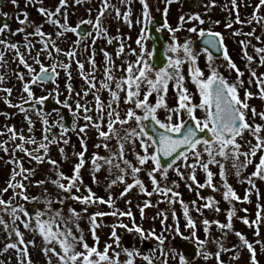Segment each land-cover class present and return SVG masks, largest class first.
I'll return each mask as SVG.
<instances>
[{
    "label": "snow or ice",
    "instance_id": "1",
    "mask_svg": "<svg viewBox=\"0 0 264 264\" xmlns=\"http://www.w3.org/2000/svg\"><path fill=\"white\" fill-rule=\"evenodd\" d=\"M85 0H75L76 4L84 3ZM142 6L141 17L136 20V24L141 26L140 34L135 43L139 49L131 50V55L136 56L135 62L124 61L126 68L121 69L123 76L117 78L113 74V64L111 56L108 52L101 49L105 57V67L103 71V80L96 79L97 65L95 62L94 46L99 39L107 40L108 44H112L113 41L119 42V48L116 55L120 57L125 54V44L122 37L115 36L110 37L108 35V29L104 26L103 20L106 13L111 8L115 12L114 19L122 21L129 28L132 27V20L130 19L132 13L130 5L132 0H120V3L128 10L121 13L120 9L115 7L111 3V0H100V8L95 20L84 19L77 23L75 27L69 26L68 14L62 12V9L68 7V0H59L58 6L54 10L44 8L43 0H25V7H36L39 15L44 18V23L57 29L55 32V39L46 34L42 28L43 24H35L29 20L27 12L18 13L16 16V22L20 25L15 31L11 30V27L7 23H0V37L10 35L24 34L23 44L10 43L7 39H0V66H3L5 61V51H11L15 53L13 62L18 61V65L22 66L29 77L26 81L24 73L16 72V78L22 84L21 100L22 103L13 104L8 99L12 94L11 88H0V92L6 94L3 97V102L10 108H18L25 114V120L28 124V132L32 133L33 122L28 115L29 111H32L42 123V139L37 140L34 136L29 135L26 137L21 133H17L14 127H7L6 132H0V136L8 135L9 140L0 142V151H3L6 155L9 154V148L7 144L11 142L14 145L11 153L12 159L7 163L12 164L13 168L7 182L6 187L0 189V227L7 234V241L4 247L0 249V255L14 250L17 254L16 259L18 264H32L29 257V246H35L34 241H25L24 233L20 230V225L23 226L25 231L32 232L42 238L44 247L42 252L46 258H48V264H52L51 257H55L58 264H121L119 260L120 253L112 252L113 244H105L103 251L99 250V237L96 234V229L101 226L98 223V218L105 216L116 217L117 220L127 217L133 220L131 228L124 224L122 221L111 225L112 231L110 239L114 241L116 247H120V238L117 235V229H125L128 232L137 233L141 240H147L149 238L158 241L159 246L165 244V236L161 234L157 236L154 232H148L145 234L144 230L137 226L134 222L131 209L128 211H121L115 207V201L111 194H109L107 200L97 197L90 188L85 187L87 195H74L73 191L79 193L81 186H83V180L81 178V169L85 166V152L87 146L83 137L80 138V145L82 151L74 153L78 159V163L73 166L72 175L66 176L59 169V164L48 157V151L50 145H59L63 143L67 145L69 139L67 133L69 131L77 132V134H86L88 127H92L98 133V139L107 142L112 139L117 141L116 150L109 148L107 143H98L96 148H104L110 152L109 156L102 157L98 154H93L91 159L92 173H98L101 168L107 166L109 174H113L115 170L118 175L115 179L111 180L108 185V189L116 184H124V190L120 194V199H123L132 189L137 188L140 194L151 197L157 195L164 197L165 199L157 201L159 203H168L174 205L179 203L183 209V217L186 221V229L191 230L190 237H183L179 226L176 225L172 229L165 228V231H172L175 233V237H181L182 239L194 241L197 245L199 254L208 260L212 258L213 254L206 250V246L211 242L217 245V251L214 257L217 264H223L220 259L221 253L227 251H235V249H228L224 247L222 239H215L210 241L209 229L212 224H215L218 229L221 230L222 235H227L232 231L233 217L236 215L234 207L230 208L227 212V223H220L219 221H209L204 219L202 224L204 225L203 231L205 239L200 240L197 237V223L189 214V206L185 204L182 199H179L180 193L175 191L174 188L178 187L175 182H172L171 186L167 184L162 185L157 180V173L160 174V179L166 181L168 173L170 171L185 181L189 191L193 190V185L196 189L210 188L213 192L220 191V188L213 184L214 173L210 171V166H216L219 168V178L221 181V187L223 191L221 195L223 200L229 204L233 201L240 203H250L249 196L252 191L255 190L257 197L259 198V191L256 188V180L264 181V136H261V132H264V125L250 123L248 120V114L251 113L253 121L259 117L261 121H264V111L258 112L254 107H251L248 103L249 100L256 98L253 93L245 90L243 98H241L239 89L244 86V81L241 77L244 76V72L240 71L236 64L229 56L228 50L224 44V37L221 33L209 30H204L197 27L188 28L189 33H195L202 41L204 47L201 53H195L193 51V42L186 40L183 44L178 43L175 33L182 30L183 25L198 22L199 25L205 24L199 14L179 17V25L173 29L167 23L166 17L169 12V6L174 3H180L181 0H161L165 4L163 9V16L165 21L162 25L163 29H167L171 34L172 43L167 47V52L171 53V56L167 57V64L164 68L155 70V67L150 63L152 56L151 52L145 51L144 41L150 39L148 28L154 24L153 17L151 15L149 4L147 0H138ZM14 7H19L17 0H11ZM214 3L206 5V7H214ZM264 7V0H259V4L256 5L252 18L248 21L249 24L257 23L264 28V17L258 15L260 9ZM228 9V5H225ZM230 11L235 12V20L228 19L225 27L232 28L234 24L243 25L244 22L240 19L238 12L237 0H231ZM89 10V15H90ZM23 19H20V16ZM6 17L7 14H4ZM63 20V22H61ZM219 23V21L215 22ZM91 27V31H88L84 26ZM32 27V32H27V28ZM161 27H157L156 31H161ZM119 31V29L117 30ZM67 33H72L77 36V40L72 43L68 51H63L58 45L57 40L65 37ZM245 35L247 37H253L255 35V29L252 32L242 33L241 31L232 32L233 36ZM33 37H38L36 43L41 47L37 51L36 55H32V51L35 48V44L32 42ZM91 38V45L85 47V51H91L87 63L91 66V71H85V64L77 59L76 48L80 43L85 42ZM257 41H260V37H255ZM243 58L247 61L249 67L250 79L249 85L255 84L258 89V98L264 101V74L257 75L256 71L251 69V64L254 63L253 56L248 54L247 48L250 45L249 41H240ZM21 46L24 48V52L21 51ZM253 51L260 58V66L264 67V47H254ZM27 53V56L25 55ZM213 53H218L219 58L224 62L226 70L229 72L234 71L236 73L235 82H229L221 72L219 67L215 65L216 57ZM200 54L205 55L208 68V74L205 76V72L198 66V56ZM41 55H44L45 59L52 61L49 65H45L41 60ZM63 55L68 61L56 60L55 56ZM149 59H146L145 57ZM32 60V64L28 61ZM75 64L81 79L84 81L86 89L81 92H75L74 86L71 83L72 73L71 68ZM38 66L39 71L36 67ZM187 65V78L195 86L196 93H190L185 86L186 77L183 69ZM60 71L65 73L67 82L65 89L67 97L62 102L58 99L60 95H63L59 91V85L57 80L60 76ZM5 82L4 76H0V84ZM52 83L56 85L51 92L46 96L36 97L32 91V86H40L43 90V85ZM169 84H172L177 97L176 107L170 108L165 102L164 97L168 93ZM142 88L144 89L142 93ZM101 91H107L111 99L105 103L101 100L99 93ZM120 93H124V104L132 105L128 109H125L124 116L121 118L120 112L117 111L119 102L121 99ZM92 95L95 101V107H87V102L81 104L80 100ZM155 94V103L150 102V97ZM194 95L199 96V103L194 102ZM76 97L75 111L72 110L69 100ZM142 96V98H141ZM55 100L57 105H60L64 109H68L70 115L73 117L72 124L67 127L63 124V117L56 124H49L47 119L48 113L43 112V106L49 99ZM25 105H30V108H25ZM114 105L116 107H114ZM39 106V108H37ZM137 110L143 113L138 115ZM163 110L166 115L164 120L158 118V112ZM95 111L97 113V119L94 121L92 116L88 115L89 112ZM200 111L203 113V118H199L196 113ZM83 113V115H79ZM3 114V113H0ZM59 114V113H57ZM105 114L107 116V122L105 121ZM186 116L187 119L183 117ZM83 119L86 123L83 127L77 128L78 120ZM175 119V122H173ZM150 122L149 125H145V122ZM134 122V127L124 128L125 125H129ZM117 125L120 127L118 128ZM57 127L60 129L58 135H53L51 129ZM102 127H106L107 131L102 130ZM146 127L151 129V132L155 134L149 135L145 130ZM123 129V132H121ZM245 133L255 140L245 139ZM203 134V135H201ZM19 140L20 144H15V141ZM137 142L139 143L140 151H136ZM25 145L34 146L32 150H29ZM131 145L134 153L136 164L134 166L131 161L125 158L126 151L125 146ZM247 145V151L242 150ZM60 155L65 158L64 148H59ZM17 153L23 154L29 158L30 161H35L37 164L47 163L51 166V170L55 173L56 179L38 181L34 186L41 187L45 183H51L61 192L68 194L64 197L53 201L47 198V190H45V200L43 203L46 205L44 210L37 209L34 214H30L24 204L25 203H38L40 202L37 197H29L26 194L27 184L25 181L35 174V169H25L21 160L16 157ZM42 153V154H41ZM142 153V154H141ZM259 155V163L255 165V171L250 176L242 180V183L249 185V189L246 190L243 200L237 195L235 190L227 181L228 168L226 165H230V168L234 170V175L239 179L242 175V171L247 169L249 165L253 164V158ZM206 157V159H205ZM189 159L194 160V163L189 164ZM151 162V169H145L144 166ZM184 169V171H181ZM200 169L205 174V183L201 184L196 179V170ZM190 170V171H189ZM141 171H146L148 178L152 184V191H147L144 183L138 178V174ZM131 176L132 183H127L125 177ZM19 177V179H17ZM191 181V183H188ZM66 182V183H65ZM93 182L96 183L95 175H93ZM9 190L13 195L10 200L6 201L2 197ZM198 199L204 201L202 207L212 209L219 213L220 208L216 205V201L213 197H201L199 191H197ZM66 199H71L82 205H85L83 209L84 213H87L88 207L106 205L111 209L109 212L96 211L88 216L89 231L91 233L94 245L90 246L86 240L83 230L79 226V220L81 219V213L76 212L74 209H69V216L65 218L59 210H53L51 205L53 203L63 204ZM15 201V203H13ZM127 204H131V201H126ZM150 200H145L143 206L137 205L141 213V219L144 218L145 208L155 207ZM193 208L200 212V208L196 207V201L192 202ZM256 220L249 221L246 217L241 218L242 223L248 227H256V236H259V224L264 221V208L260 204L256 205ZM247 213V209H243ZM161 217V224L168 219V216L164 212H159ZM4 216L8 217V220L4 219ZM172 219L176 220V212L172 210ZM75 229V231L73 230ZM79 233V235H76ZM235 236L240 242V247L246 248L250 254V264H258L256 259V251L253 243L249 242L246 237L240 232H235ZM14 237V239H13ZM174 237V238H175ZM256 243H261L257 240ZM51 245V247H49ZM81 249L77 250V247ZM264 247V244H262ZM57 248L59 250H57ZM125 255L128 257L123 264H134V257L137 255L132 250H124ZM164 256L163 264H167V253L162 251ZM175 257V252H173ZM143 259L147 264H153V258L144 256ZM233 260H238L239 256L234 255ZM180 264H187L185 256L182 254L179 256Z\"/></svg>",
    "mask_w": 264,
    "mask_h": 264
},
{
    "label": "rangeland",
    "instance_id": "2",
    "mask_svg": "<svg viewBox=\"0 0 264 264\" xmlns=\"http://www.w3.org/2000/svg\"><path fill=\"white\" fill-rule=\"evenodd\" d=\"M186 0H181L180 3H174L171 6H169V12L166 17L167 23L170 25L171 28L175 29L179 25V17L185 16L186 18L189 15L192 14H199L200 17L205 20V24L199 25L198 22L193 21L192 23H187L183 25V28L181 31L176 32L175 36L178 41V43L183 44L186 40L194 41L198 38V36L195 33H189L187 31L188 28L191 27H197L198 30L200 28H203L204 30H211L214 32L221 33L224 37V41L226 43V47L229 53V56L231 57L232 61L236 64V66L239 68L240 71L244 72V76L241 77V79L244 81V86L239 89V93L241 98L244 96L245 90L250 91L254 94L256 98H253L248 101L251 107H254L258 112L264 111V101H261L258 96V89L255 86V84L249 85L248 81L250 79L249 74V67L247 66V61L243 58V53L241 49L240 41H249L250 45L247 48L248 54L253 56L254 63L251 64V69L255 70L257 75L264 74V67L260 66V58L255 54L253 51L254 47H264V28H262L257 23H251L249 24L248 21L252 18L253 11L257 4H259V0H237L238 4V12L240 19L244 22L243 25H236L234 24L232 28H226L225 25L228 21V19L235 20L236 14L233 11H230L231 7V0H201L199 3V6L195 10H189L185 6ZM17 3L19 7H14L11 3V0H4V3L0 5V16H4V14H7V17H9V25L11 27L12 31H15L17 28L20 27L18 23L16 22V16L18 13L21 12H27L29 16V20L31 22H34L35 24H43L42 30L48 34L51 35L55 39V32L57 31L56 28L50 26L47 23H44V18H42L39 13L36 10V7L28 6L25 7V0H17ZM112 3V2H111ZM147 3L149 4L151 15L154 17L158 13L163 14V9L165 7V4L161 2V0H147ZM210 3H214V7H206V5H209ZM59 4V0H43V5H37V7H44L50 10H54ZM115 5V7L119 8L121 13L127 11L128 9L125 8V6H119L117 4L112 3ZM225 5H228V9L225 8ZM100 8V0H85L84 3L76 4L75 0H68V7L65 9H62V12H66L68 14V24L69 26L75 27L77 23L84 19H92L95 20L98 11ZM131 8V17L132 20V27L129 28L126 24H124L122 21L114 19L115 12L113 9H109L108 13L105 15V19L103 20L104 26L108 29V35L110 37L120 36L123 39V42L125 44V54L121 55L120 57H117L116 52L119 48V42L113 41L112 44H108L107 40L105 39H99L97 40L95 46H94V52H95V62L97 65V72H96V79L103 80V71L105 67V57L103 55L104 51L108 52L109 55L112 58L113 64V74L117 78H121L123 76V72L121 69L126 68V64H124V61L128 62H135L136 56L131 55V50L136 49L137 52H139V49L135 43L136 39L138 38V35L141 31V26L136 24V20L141 17L142 13V6L139 4L138 0H132V3L130 5ZM90 10V15H89ZM259 16L264 17V7H262L258 13ZM165 18V17H164ZM20 19H23V16H20ZM219 21V23H215ZM63 22V20H61ZM163 25V24H162ZM162 25H159L161 27V34L163 35L167 47L172 43L171 40V34L168 32L167 29H163ZM88 31H91V27L88 25L84 26ZM119 29V31H117ZM253 29H255V35L253 37H247L245 35L240 36H233L232 32L234 31H241L242 33H248L252 32ZM27 32H32L33 28L28 27ZM24 34L20 35H10L7 34L6 36L0 37V39H7L10 43H17L22 45ZM237 38L236 43H233L232 39ZM255 37H260V41H257ZM235 38V39H236ZM38 37H33L32 42L35 44V48L32 51V55L35 56L37 51L40 49L41 45L36 43V40H38ZM77 40V36L72 33H67L65 37L57 40V45L63 50L68 51L70 46L74 41ZM92 41L91 38L86 40L85 42H82L79 44V46L76 48V51L78 53L77 59L85 64V71H91V66L87 63V60L89 56L91 55V51H85V47L87 45H91ZM145 45V51L151 52V42L149 39L144 41ZM21 51L24 52V48L21 46ZM193 51L195 53H201L200 49L193 48ZM167 57L171 56V53L166 52ZM27 56V53H25ZM15 56L14 52L11 51H5V63L3 66H0V76H4L5 82L3 84H0V88H11L12 94L8 99L13 104H19L22 103L21 100V90H22V84L21 82L16 78L15 73L21 72L24 73L26 81L29 79L26 70L18 65L17 62H13V58ZM56 60L58 61H64L67 63L68 61L65 59L63 55H57L55 56ZM146 59H149L147 56ZM42 62L47 66L52 61H49L45 59L44 55H41ZM30 64H32V60L29 59L28 61ZM215 65L219 67V71L221 74L229 80V82H235L236 80V73L234 71L229 72L226 70L225 62L220 60H215ZM36 67L37 71H39L38 66L33 65ZM198 66L205 72V76L208 74V68L206 63V57L203 54H200L198 56ZM72 73V81H75L74 90L75 92H81L82 88L86 89V86L84 84V81L80 77V73L78 72L75 64H73L72 68L70 69ZM159 70V69H155ZM184 75L186 77L185 80V86L188 88L190 93L195 94L196 89L195 86L190 82V79L187 78V65L184 66L183 69ZM71 81V83H72ZM67 82V77L65 76V73L63 71H60V76L57 80V84L59 85V91L63 93V95H60L58 99L60 101H64L67 97V92L65 89V84ZM56 85H43V90L40 86L33 85L32 91L36 97L46 96L49 92L52 91L53 88H55ZM144 89L142 88V93ZM2 94V95H1ZM4 95V96H3ZM101 100L107 103L111 97L107 91H101L99 93ZM6 94L3 92H0V109L3 108L2 112L3 114H0V132H6V126L7 127H14L17 133H21L28 137L29 135L34 136L38 141L42 139V123L40 119L32 112L29 111L28 115L30 116L32 122H33V130L32 133L29 134L28 132V124L25 120V114L22 113L18 108H10L3 102V97H5ZM121 99L119 102V106L117 107V111L120 112L121 118L124 116L125 109H128L130 107H133L129 104H124V93H120ZM154 101L152 103H155L156 96L154 94ZM142 98V96H141ZM165 102L167 105L172 108L176 107L177 104V97L176 92L172 86V84H169V89L167 95L164 97ZM71 105V108L73 111H75V102L76 97L74 96L73 99L68 101ZM87 102V107L94 108L95 107V101L93 96L90 94L88 97L80 100L81 104H85ZM151 102V97H150ZM194 102L199 103V96L194 95ZM114 107H116L114 105ZM26 108H30V105H27ZM39 108V106H37ZM68 114L70 115L68 109H66ZM44 113H48L47 119L49 121V124H56L61 120V113L60 112H53V111H44ZM59 113V114H57ZM138 115H143L142 112L137 110ZM79 115H83V113H79ZM88 115L92 116L93 120L95 121L97 119V113L95 111H91L88 113ZM166 113L163 110H160L158 112V118L160 120H164ZM196 115L199 118H203V113L200 111H197ZM71 116V115H70ZM72 120L73 117L71 116ZM184 119H187L186 116L183 117ZM248 120L250 123L255 124H261L264 125V121H261L259 117H257L254 121L252 119L251 113L248 114ZM107 122V116L105 114V121ZM175 122V119L174 121ZM85 121L83 119L78 120L77 122V128L83 127L85 125ZM134 122L130 123L129 125H125L124 128H130L134 127ZM119 128L120 126L117 125ZM102 130L107 131L106 127H102ZM53 135H58L60 129L57 127H53L51 129ZM121 132H123V129H121ZM261 136H264V132H261ZM83 137L87 146V151L85 152V166L81 169V178L83 180V186H81V191L79 193H76L73 191L72 194L74 195H87L85 192V187L90 188L93 193L97 197L103 198L107 200L109 194H111L115 201V207L118 208L121 211H128L131 209V212L133 214L134 222L137 226L141 227L145 234L148 232H154L157 236H160L163 234L165 236V244L163 246L158 245V241L155 239H147V240H141L140 236L133 232H128L125 229H117V235L120 238V247H116L114 241H112L109 237L112 231L111 225L123 222L124 224L128 225L129 228L133 225V220L129 219L127 217L121 218V220H117L116 217L112 216H105L103 218H98V223H101V226L96 229V234L99 237V250L103 251V248L105 244H113V249L110 250L109 254L112 255V252H119V260L121 261V264H123L124 261L128 259V257L125 255L124 250H132L137 253V255L134 257V264L137 263H145L147 262L143 259L144 256H149L153 258V264H163L164 256L162 255V251L164 253H167V264H180L179 256L181 255L179 244L182 242H189L194 245V241L182 239L181 237H175V233L172 231H165V228L172 229L176 225L179 226L180 232L183 237H190L191 230L186 229V221L183 217V209L181 208V205L179 203H176L174 205H169L168 203H159L157 204V201L165 199L164 197L152 195L151 197L144 196L143 194H140L137 188L132 189L126 196H124L123 199H120V194L124 190V184H116L115 186L108 189V185L111 182V180L115 179L117 173L115 170H113V174H109L107 166H104L101 168V170L98 173L93 174L92 173V166H91V159L93 154H98L102 157H106L110 155V152L105 150L104 148H96L95 145L98 143H107L109 145V148L116 150L117 147V141L115 139H112L110 141L104 142L98 139V133L96 130L92 127H88L86 130V134H77V132L69 131L67 133V138L69 139V143L67 145L60 143L58 146L53 144L50 145L49 151H48V157L52 160H55L59 164V169L61 172L64 173L66 176H71L73 173V166L78 163V159L74 153H79L82 151L81 145H80V138ZM245 139L246 140H252L253 143H255V140L252 139L251 136H249L247 133H245ZM9 136L8 135H2L0 136V142L8 141ZM21 142L19 140L15 141V144H20ZM7 147L9 148V154L6 155L3 151H0V189H3L6 187L7 182L9 180L13 165L7 163L8 160L12 159V151L14 148V145L9 142L7 144ZM26 148L29 150H32L34 146L32 145H25ZM64 148L65 152V158L62 159L59 148ZM244 151H247V145L244 146L242 149ZM126 155L125 158L128 159L133 163L134 166H139L136 164L134 153L132 151L131 145L125 146ZM136 151L139 152V143L137 142ZM42 154V153H41ZM142 154V153H141ZM259 155L258 154L255 158H253V164L249 165L247 169H244L242 171L241 177L238 179L234 175V170L230 168V165H226L228 168V175H227V181L232 186V188L235 190L237 195L243 200L245 196V192L247 189H249V185L246 183H242L241 181L247 178L251 175L253 171H255V165L259 163ZM16 157L21 160V163L23 164V167L25 169H35V174L30 178V180L25 181V183L28 185L26 189V194L29 197H37L40 202L38 203H25L24 201H20L21 204H24V207L30 214H34V212L39 210H44L46 205L43 203L45 200V190H47V198L52 199L53 201L59 199L60 197H64L68 194H65L61 192L59 189H57L54 185H52L50 182L45 183L41 187L34 186L38 181L42 180H51L56 179L55 173L51 170V166L49 164L42 163L37 164L35 161H30L28 157L23 156L21 153H17ZM206 159V157H205ZM194 160L189 159L188 163H194ZM152 165L151 162L146 164L144 166L145 169H151ZM181 171H184V169H181ZM190 171V170H189ZM210 171L214 173L213 178V184L220 188V191L213 192L210 188H204V189H196L195 185H193V190L189 191L188 187L186 186L185 181L181 180L180 177H178L175 172L170 171L168 173V178L166 181H163L160 179V174L157 173V180L162 184H167L168 186L172 185V182H175L178 187L174 188L175 191L180 193L179 199H182L185 204H188L189 206V214L194 219V221L197 223V237L200 240L205 239V234L203 231L204 225L202 224V221L204 219H207L209 221H219L220 223H227V212L230 208L234 207L236 210V215L233 217L232 224L233 228L231 232H228L227 235H222L221 230L216 227L215 224H212V226L209 229V237L208 239L210 241L215 239H222L223 244L225 248L228 249H235V251H227L221 253L220 259L223 261V264H250V254L248 253L246 248L240 247V242L238 238L235 236V232H240L243 234L246 239L253 243L255 246L256 251V259L258 264H264V247H262V244H264V221H262L259 224V236H256V227H248L245 224L242 223L241 218L246 217L250 222L256 220V212H257V204H260L262 208H264V181L256 180V188L259 191V198L257 197V193L255 190L252 191V194L249 196L250 203H240L237 201H233L232 204H229L223 200V197L221 195V192L223 191L221 187V181L219 178V168L216 166H210ZM93 175H95L96 183L93 182ZM138 178L144 183L147 191H152V184L150 179L148 178L146 171H141L138 174ZM19 179V177L17 178ZM127 183H132L131 176L125 177ZM196 179L199 183L203 184L205 183V174L200 170H196ZM66 183V182H65ZM188 183H191V181H188ZM197 191H199V194L201 197H213L216 201H218L217 207L220 208V212L217 213L212 209L203 208L202 205L204 201L198 199L197 197ZM13 193L11 190H9L7 193L3 195V199L8 201L12 197ZM131 201V204H127L126 201ZM145 200H150V202L153 205H156L155 207H149L145 208L144 210V218L141 219V213L139 210V207L137 205L143 206V202ZM196 201V207L200 208V212L196 211L193 206L192 202ZM15 203V201H13ZM51 208L55 210H59L61 214L67 218L69 216V209H74L76 212L81 213V219L79 220V226L83 230L85 240L90 245H94V241L92 239L91 233L89 231V223H88V216L96 211H104L109 212L111 209L107 208L106 205H98V206H91L88 207L87 213L83 212V209L85 208V205H82L76 201H73L71 199H66L63 204H56L53 203L51 205ZM243 209H247V213L243 211ZM172 210H175L176 212V220L174 221L171 216ZM159 212H164L167 214L168 219L164 222V224H161V217L158 215ZM264 215V213H262ZM5 220H8L7 216H4ZM104 221V222H103ZM20 230L24 233L25 241H34L35 246H29V257L32 262V264H48V258L45 257V255L42 252V248L44 247L43 240L40 236L33 234L32 232L25 231L23 229V226L20 225ZM75 231V229L73 228ZM76 235H79V233H76ZM175 237V238H174ZM14 239V237H13ZM176 240L177 243H174L173 241ZM259 240L261 243H256V241ZM7 241V234L3 231V228L0 227V249L4 247V244ZM146 242L150 248L148 250H144L142 247V244ZM197 246V245H196ZM51 247V245L49 246ZM198 248V247H197ZM57 250H59L57 248ZM77 250L80 251L81 249L79 246L77 247ZM206 250L213 254L212 258L205 260L200 254L198 250V255L193 260H186L187 264H217V261L214 257L215 252L218 250L217 245L215 243H209L206 246ZM173 252H175V257L173 256ZM234 255H238V260H233L232 257ZM17 254L14 252V250H9V252L4 253L3 255H0V264H18L16 259ZM52 264H58V261L55 257H51Z\"/></svg>",
    "mask_w": 264,
    "mask_h": 264
},
{
    "label": "water",
    "instance_id": "3",
    "mask_svg": "<svg viewBox=\"0 0 264 264\" xmlns=\"http://www.w3.org/2000/svg\"><path fill=\"white\" fill-rule=\"evenodd\" d=\"M200 1L201 0H186L185 6L189 10H195L198 8ZM3 3H4V0H0V5ZM163 22H164L163 14L158 13L155 16L154 24L150 25L148 28V32H149L150 37H151L150 41L152 43V50H151L152 56L150 58V63H152L154 65L155 69H162L167 64V55H166L167 45H166V42H165L163 36L161 35V33L156 31L158 24H163ZM0 23L9 24L10 23L9 17L0 16ZM193 47L203 49L204 45H203V43L199 37L193 41ZM213 55L216 58H219L220 54L213 53ZM51 84L52 83H48L47 85H51ZM72 84H75V81H72ZM154 98L155 97L153 95V97H151V102L154 101ZM26 106L27 105H25V107ZM43 109L45 111H60L62 114V117H63V124L67 127L71 126L72 118L68 114L67 110L62 108L60 105H57L55 103V101L52 100L51 98L45 102ZM149 124H150V122H148V121L145 122V125H149ZM145 130L149 133V135H153V138H155V134L151 132V129L149 127H146ZM201 135H203V134H201ZM173 242L177 243L176 240H174ZM142 247L144 250H148L150 248V246L146 242H144L142 244ZM179 249H180L181 255L183 254L185 256V259L189 260V261L193 260L198 255V249H197L196 245L189 243V242L180 243ZM137 264H145V263H137Z\"/></svg>",
    "mask_w": 264,
    "mask_h": 264
},
{
    "label": "flooded vegetation",
    "instance_id": "4",
    "mask_svg": "<svg viewBox=\"0 0 264 264\" xmlns=\"http://www.w3.org/2000/svg\"><path fill=\"white\" fill-rule=\"evenodd\" d=\"M111 2L112 3H114V4H117V5H119V6H123L121 3H120V0H111ZM154 21H155V17H154ZM164 21H165V18H164ZM164 23V22H163ZM159 25H162V24H158V27H159ZM160 32V31H159ZM161 33V32H160ZM236 38V37H235ZM235 38H233L232 39V41H233V43H236V40H237V38L235 39ZM193 42V41H192ZM224 44H225V46H226V43H225V41H224ZM227 48V47H226ZM196 49H198V48H196ZM201 50V49H200ZM221 58H216L215 60H220ZM2 95V94H1ZM4 96V95H3ZM2 110H3V108H1L0 109V113L2 112Z\"/></svg>",
    "mask_w": 264,
    "mask_h": 264
}]
</instances>
